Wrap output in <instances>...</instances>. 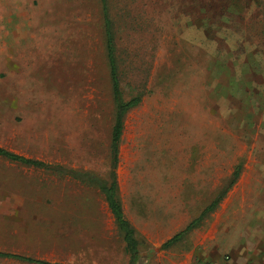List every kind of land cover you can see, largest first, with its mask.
<instances>
[{"label":"rangeland","instance_id":"rangeland-1","mask_svg":"<svg viewBox=\"0 0 264 264\" xmlns=\"http://www.w3.org/2000/svg\"><path fill=\"white\" fill-rule=\"evenodd\" d=\"M122 118L116 200L136 264L264 259V0H107ZM114 117L99 0H0V252L128 264L98 188ZM210 213L182 231L224 189ZM83 175V176H82ZM0 264H29L0 258Z\"/></svg>","mask_w":264,"mask_h":264},{"label":"trees","instance_id":"trees-1","mask_svg":"<svg viewBox=\"0 0 264 264\" xmlns=\"http://www.w3.org/2000/svg\"><path fill=\"white\" fill-rule=\"evenodd\" d=\"M100 4V12H101V19H102V28H103V35L105 41V49H106V60L108 65V72L109 78L111 82V94H112V103L114 106V117L111 126L110 132V172H109V181H103L89 175H82L86 182L91 185H94L98 188L100 193L103 195L104 200L107 204V207L114 219V223L118 229V231L122 234V241L124 243V250L128 255V264H136L139 260V252L137 250V243L133 237V231L129 226L128 222L125 220L123 213L120 209V206L116 200V182H115V174L114 168L116 164V155H117V147H118V140L121 130L122 118L124 113L129 110L130 108L134 107L139 103L138 97L130 98L127 101H124L121 98L120 90H119V82L118 76L116 71V61H115V50L113 45V39L111 35V20L109 17L108 11V4L107 0H99ZM0 156L10 160L16 161L24 165L32 166L35 168H43L46 170H52L59 174H68L73 178L81 179V175L74 171H63L62 168L57 166H50L45 165L40 161L32 160V159H25L23 157L17 156L12 154L5 149L0 148ZM238 175V168L234 170L232 173L231 179L226 184L223 190H221L215 198L203 208V210L199 213L198 217L192 220L182 231L174 234L168 241H166L162 248L169 247L172 243L177 242L185 235L188 231L195 228L198 222L208 213L213 211L216 205L221 201L222 197L226 193V191L230 188V186L234 183L235 179ZM0 258H10L13 260L29 263V264H50L44 261L35 260L19 255H12L0 252Z\"/></svg>","mask_w":264,"mask_h":264},{"label":"crops","instance_id":"crops-1","mask_svg":"<svg viewBox=\"0 0 264 264\" xmlns=\"http://www.w3.org/2000/svg\"><path fill=\"white\" fill-rule=\"evenodd\" d=\"M257 256H259L258 254H255V258L257 260V262H253L252 264H264V259H258ZM217 264H220V262H218Z\"/></svg>","mask_w":264,"mask_h":264}]
</instances>
